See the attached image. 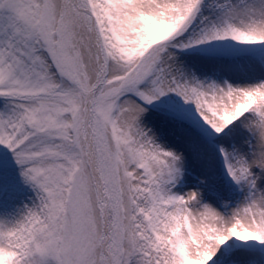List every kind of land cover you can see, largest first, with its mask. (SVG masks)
<instances>
[{"label": "snow or ice", "instance_id": "6c2138e0", "mask_svg": "<svg viewBox=\"0 0 264 264\" xmlns=\"http://www.w3.org/2000/svg\"><path fill=\"white\" fill-rule=\"evenodd\" d=\"M0 264H264V0H0Z\"/></svg>", "mask_w": 264, "mask_h": 264}]
</instances>
